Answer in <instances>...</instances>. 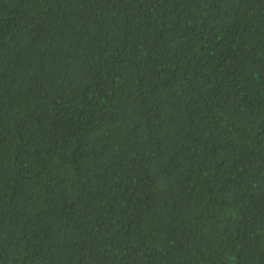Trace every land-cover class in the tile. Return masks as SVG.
I'll list each match as a JSON object with an SVG mask.
<instances>
[{
	"label": "trees",
	"instance_id": "obj_1",
	"mask_svg": "<svg viewBox=\"0 0 264 264\" xmlns=\"http://www.w3.org/2000/svg\"><path fill=\"white\" fill-rule=\"evenodd\" d=\"M0 264H264V0H0Z\"/></svg>",
	"mask_w": 264,
	"mask_h": 264
}]
</instances>
